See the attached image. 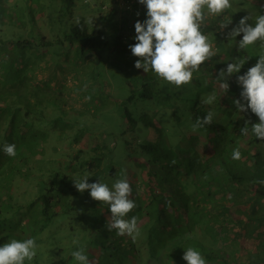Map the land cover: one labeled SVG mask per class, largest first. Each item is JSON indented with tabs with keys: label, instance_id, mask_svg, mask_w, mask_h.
Listing matches in <instances>:
<instances>
[{
	"label": "trees",
	"instance_id": "1",
	"mask_svg": "<svg viewBox=\"0 0 264 264\" xmlns=\"http://www.w3.org/2000/svg\"><path fill=\"white\" fill-rule=\"evenodd\" d=\"M99 1L86 0L79 8L76 0H0V246L12 239H34L37 256L25 264H79L71 253L80 248L90 264H123L140 246H146L150 262L155 263L160 246L169 264H184V252L196 248L191 239L200 242L196 230L207 229L210 245L200 242L197 247L206 264H264V141L251 131L242 135L246 122L251 128L259 119L250 109L238 112L234 104L236 100L246 103L236 75L255 66V46L240 50L242 33L235 40L227 34L218 36L229 45L227 54L205 62L209 73L200 71L193 91H176L154 72L135 68L138 58L130 46L136 43L135 23L147 19L146 7L139 0H105L101 26L94 17L77 13L94 11ZM109 1L122 2L125 8L120 13L108 11ZM259 1L256 7L264 15V0ZM224 20L230 19L215 22ZM105 22L113 26L111 31ZM120 43L123 61L114 63L112 59L121 54ZM106 57L113 69L125 75L129 105L145 103L153 110L149 120L139 108L137 116L128 107L121 114L124 123L119 135L130 137L125 139L126 165L110 157L105 140L78 130L85 114L73 105L77 101L70 102L74 92L87 105L104 100L108 91L101 67ZM240 58L246 62L239 73L226 78L225 93L217 80L219 73ZM71 77L73 89L67 87ZM213 93L215 99L206 103ZM162 110L172 111L180 130L174 132V145L159 123ZM209 112L214 114L212 123L193 130L196 120ZM69 113L78 117L71 120ZM140 122L146 124L143 129ZM54 140L67 142L71 154H62L64 160L47 166L45 156ZM6 143L16 145L14 157L4 153ZM237 148L239 160L232 155ZM53 150L59 153L57 146ZM88 152L92 158L82 163V155ZM86 176L90 184L99 179L107 185L127 178L136 207L125 219L137 217L139 232L143 230L135 240L108 231L109 206L84 195L88 191H77L73 180ZM24 183L33 184L34 193L21 191ZM70 220V232L78 229V244L67 253L57 247L65 258L48 261L44 234L50 230L53 235L51 230ZM126 239L132 242L129 250Z\"/></svg>",
	"mask_w": 264,
	"mask_h": 264
},
{
	"label": "clouds",
	"instance_id": "2",
	"mask_svg": "<svg viewBox=\"0 0 264 264\" xmlns=\"http://www.w3.org/2000/svg\"><path fill=\"white\" fill-rule=\"evenodd\" d=\"M147 9V19L135 23L136 43L130 46L131 53L137 57L135 68L143 69L144 73L154 72L158 79L174 85L177 90L192 82L193 73L200 70L206 61L215 55L213 44L209 41L201 28L207 16L220 17L227 9L232 8L230 0H139ZM206 10V11H205ZM250 17L246 16L239 21V25L229 34L232 40L243 34L238 43L240 50L247 49L259 43L262 52L258 62L248 71L238 76L237 80L242 87L240 100L234 101L237 111L247 112L249 109L255 114L259 123L248 127V123L241 129L242 135L249 131L260 141H264V15H257L255 25L249 24ZM227 24H221L224 28ZM245 60L235 59L228 63L226 72L221 70L217 80L220 88L226 93L229 84L226 78L239 73ZM215 99L213 93L206 103ZM213 113L198 118L193 130L210 125ZM3 151L9 157L16 155L15 144H5ZM233 159L239 160L241 152L233 150ZM88 177L83 180H73L74 187L80 193L88 191L93 200L109 206L111 222L106 224L108 231L116 230L118 236H130L135 240L140 232L137 217L125 219L136 207L130 199L132 188L127 178L118 179L109 186L102 182L88 183ZM78 244V240L73 241ZM37 244L34 239L23 241L12 239L0 246V264H25L37 256ZM79 264H90L85 250L80 248L71 253ZM186 264H206L198 250L188 248L183 255Z\"/></svg>",
	"mask_w": 264,
	"mask_h": 264
},
{
	"label": "rangeland",
	"instance_id": "3",
	"mask_svg": "<svg viewBox=\"0 0 264 264\" xmlns=\"http://www.w3.org/2000/svg\"><path fill=\"white\" fill-rule=\"evenodd\" d=\"M79 2L78 7L79 8H83V5H85V1L86 0H76ZM88 1V0H87ZM230 2L232 3V8L227 9L223 14H221L220 17H212V16H207L204 24L202 25V32L208 36L209 41L212 42L213 44V50L215 52V55L211 58L210 61H206V63H212L214 61H216L218 58H221L222 56L227 54V49L229 47V45L225 42V40H219L220 38H223L224 36H226V34L228 35L229 38L230 37V32H229V26H231L233 24V22L231 21V19H234V22H236V26L234 25V27L236 28L239 25V21L244 18L242 17V13H244V15H247L251 18V20L253 19V26L255 25V20L257 15H261V12H259L258 7H256V3H259V0H256V3L252 0H241L240 2H242V4L240 3H236V1L234 0H230ZM139 3V1H138ZM106 1L105 0H100L98 2V5L95 7L94 11H83V10H78V14L80 15H85L88 18H95L97 19V23L99 26H101V22H102V16L100 12H104L106 11L103 7L106 6ZM94 5V2L92 1V6ZM137 6H139V4H137ZM122 7L123 4L122 2H118V1H109V7H108V11L109 10H114L117 11V13H120L122 11ZM252 9H250V8ZM125 8V7H124ZM256 9V10H255ZM206 11V10H205ZM233 11L235 13V15L233 14ZM227 18L230 20H224L223 24H227L229 23V21H231L230 24H228L226 27L222 28L221 24H219L218 22H215L216 20L220 19L222 20L223 18ZM115 21L119 18V14L116 15L115 17ZM105 24H107V30H112L109 27H112L110 22H105ZM218 36L219 39L217 38ZM121 46V47H120ZM123 44H119L117 46L118 50L121 51V48H123ZM256 48V52L254 55L255 58V64L258 62V56L261 54L262 51H260V45L259 43H257L255 45ZM118 58V59H117ZM122 53L120 54V57H114L112 60L114 61V63H116L117 61L122 62ZM109 59L108 57L105 58L104 60V64L101 67V73H102V78L105 80L104 81V85L105 87V91H108V93H103L105 94V98L104 100L100 103V104H93V105H87L86 102L83 99H78L77 97L79 96L78 92L77 93H73L72 99L70 100V102H72V100L77 101V102H72L74 103L73 105L75 107H77V109H81V112H84V118H82L81 122L77 123L78 126V130H82L83 132L87 133V137H91L92 139H94L95 137L101 138V140H105L106 145L109 146L110 153H111V158L115 161L118 162L120 164H124L126 165V162L129 161V156L125 150V145H126V140L128 137V140H130L129 135L127 134V136H123L121 137L119 135L120 132V127H121V123L123 122L122 120V112L128 107L129 109H131V112L134 113V115H138V108L141 109V113H146V117L147 119H151L153 118V110L148 107L150 105H146L145 103L141 106V103L137 106L134 105V107H132L131 105H129V101H128V97L130 95V91H129V87L126 86V81H125V75L123 73H121V70L118 68H112L109 63H108ZM111 61V60H110ZM207 71L209 73L210 68L209 67H204L203 65L200 67L199 71H196L193 73V79L192 82L188 85H184L181 87V89L177 90V88L174 85L168 84L170 87L176 89V91H185V90H189V91H193L194 86H192V84H194L193 82L196 81V78L199 77L200 75V71ZM243 73L238 74V76H242ZM236 75V77H238ZM202 80V78H199ZM198 79V80H199ZM228 83V82H227ZM73 85H76L73 83V78L71 77V79L69 80V82L67 83V87L69 89H73ZM77 103V104H76ZM65 111L69 109V105L64 106ZM69 111V110H68ZM74 111V110H73ZM78 112V111H77ZM79 114V112H78ZM142 115V114H140ZM69 119L74 120L78 117L77 114L74 113H69L68 114ZM67 116V117H68ZM159 118L158 120L160 125L164 127V131L170 133L171 136H169V139L171 141V143L174 145L177 143V139L174 136V132L178 131L180 133V130L178 129L174 119H173V113L171 110H162L160 112V114L158 115ZM157 116V117H158ZM140 119V118H139ZM146 119H144L145 121ZM124 123V122H123ZM139 128H142L146 126V124L141 123L139 124ZM159 127V126H158ZM125 130L128 128V126L124 125ZM115 136H114V135ZM86 137V139H87ZM84 139V137H83ZM149 141V140H148ZM51 148H49L47 150V154L45 156V160H46V165L47 166H52L53 162L55 161H59V160H64L65 155L67 154H71L70 150H69V144L67 142H63V143H59L57 140L52 141L51 142ZM57 146V148L59 149V153L55 152L53 150V147ZM62 154H65L62 156ZM90 158H92L91 153L88 152L84 153L82 155V163H86L87 160H89ZM106 167V165H104V168ZM95 174H99V171L96 172ZM93 175V174H91ZM89 179V178H88ZM97 182H99L100 180L97 179ZM102 182V181H100ZM105 183V182H102ZM107 184V183H105ZM21 191H31L34 193L35 191V186L31 183H24L21 184ZM109 188H112V185H108ZM84 195H90L89 192H85ZM73 215V214H71ZM68 215V216H71ZM66 215H64V217H68ZM58 218L62 219V216H59ZM71 218V217H69ZM60 220V219H59ZM58 221V219L56 221L53 222V225L50 227V229L54 228L56 222ZM71 222L72 220H70V222L66 225H61L60 227H58V230L53 229L51 230V232H54L53 235L50 234V230L47 231V233L44 234V238H46L47 236V246L44 247V250L46 251V254H48L47 258L48 261H52V262H59L62 258H65L63 256H60V254H58V249L57 247H62L64 249H66V253L68 252V250H71L73 248V246L75 245L73 243L74 240H77L79 237L78 235V229L70 232V227H71ZM144 221H142L140 223L143 224ZM203 225H198V228H202ZM143 232V230L141 231ZM140 232V233H141ZM196 232H199V236L201 237L200 242L202 243V246H208L210 245L211 242V238L208 237L207 232L208 230H196ZM56 233V235H55ZM145 240H148V238L146 237ZM191 241L194 242V246L196 248H194L195 250H197L198 245H200L201 243L199 242V240L196 239H191ZM125 245L128 246V250L131 248L132 246V242L131 240H125ZM161 247L159 246V252L158 253V258L159 261L157 260L155 263L150 262V256H147L148 251L146 250V246H140L138 250V252H133L130 254V257L128 259V261L124 262L123 264H169V258L166 254H164L163 252H161ZM228 249H226L227 251ZM61 252V251H59ZM233 252V251H232ZM63 253V251H62ZM229 253V252H228ZM234 253V252H233ZM230 254V253H229ZM139 255V257H138ZM144 258H141V257ZM231 257V256H230ZM233 258V257H231ZM236 258V256H235ZM175 264V263H174ZM186 264V263H184ZM238 264V263H236Z\"/></svg>",
	"mask_w": 264,
	"mask_h": 264
}]
</instances>
